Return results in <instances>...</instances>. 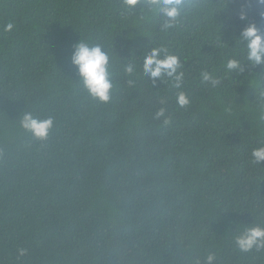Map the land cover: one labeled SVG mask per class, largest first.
<instances>
[{
  "label": "trees",
  "instance_id": "1",
  "mask_svg": "<svg viewBox=\"0 0 264 264\" xmlns=\"http://www.w3.org/2000/svg\"><path fill=\"white\" fill-rule=\"evenodd\" d=\"M262 13L0 0V264H264V246L238 243L264 229V64L242 39L251 24L264 36ZM81 41L109 57L107 101L72 62ZM153 49L177 58L173 76L145 73ZM25 113L52 119L46 139Z\"/></svg>",
  "mask_w": 264,
  "mask_h": 264
},
{
  "label": "clouds",
  "instance_id": "2",
  "mask_svg": "<svg viewBox=\"0 0 264 264\" xmlns=\"http://www.w3.org/2000/svg\"><path fill=\"white\" fill-rule=\"evenodd\" d=\"M138 0H126L129 6H134ZM153 6L160 7L162 13L170 18L175 19L179 13V8L183 0H151ZM264 4V0H259ZM264 16V13L261 14ZM244 18L243 16L241 17ZM12 25L8 24L6 30L11 29ZM242 39L247 42V59L254 65L264 64V36L259 34V30L254 24L249 25L242 33ZM159 49L145 56L144 71L151 77H161L162 75L173 76L179 67L177 58L168 55L164 59H159ZM108 55L101 50L100 46H91L83 41L75 45V51L72 56V62L78 66L79 75L82 79L86 90L95 98L101 101L109 99V93L112 89V83L109 79L108 72ZM229 69L238 67L236 60H230L227 64ZM177 76V80H179ZM208 77L206 76L205 79ZM179 103L183 105L186 100L181 93L178 97ZM162 114V113H161ZM21 126L31 132L37 139H46L49 130L53 126L51 118L38 120L31 113H25L21 119ZM252 156L255 161L264 160V146L253 149ZM238 243L244 250H248L254 244L264 246V229L250 228L246 235L238 237ZM211 260V257L209 258Z\"/></svg>",
  "mask_w": 264,
  "mask_h": 264
}]
</instances>
